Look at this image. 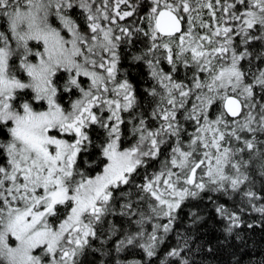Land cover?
<instances>
[{"label": "snow or ice", "instance_id": "6c2138e0", "mask_svg": "<svg viewBox=\"0 0 264 264\" xmlns=\"http://www.w3.org/2000/svg\"><path fill=\"white\" fill-rule=\"evenodd\" d=\"M209 224L264 227V0H0V264H206Z\"/></svg>", "mask_w": 264, "mask_h": 264}, {"label": "trees", "instance_id": "16d2710c", "mask_svg": "<svg viewBox=\"0 0 264 264\" xmlns=\"http://www.w3.org/2000/svg\"><path fill=\"white\" fill-rule=\"evenodd\" d=\"M136 74L133 73V79ZM252 219H258L253 216ZM206 239L213 243L219 250L215 255L204 254L206 264H232L233 251L240 258L241 264H249L250 259L255 260L264 256V227H257L251 230L244 229L242 235L247 241L246 247H241L237 242H233L230 248H222L217 245L218 233L213 230V225H206L204 228ZM92 257H88L91 260Z\"/></svg>", "mask_w": 264, "mask_h": 264}]
</instances>
